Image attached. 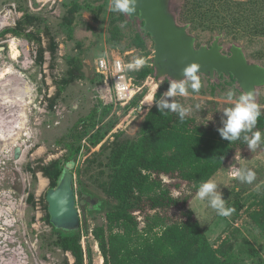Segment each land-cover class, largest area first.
Segmentation results:
<instances>
[{
	"label": "rangeland",
	"instance_id": "1",
	"mask_svg": "<svg viewBox=\"0 0 264 264\" xmlns=\"http://www.w3.org/2000/svg\"><path fill=\"white\" fill-rule=\"evenodd\" d=\"M76 1L89 4L90 9L82 8L69 27L67 7ZM185 1L171 0L175 18ZM109 3L110 0H0V17H8L0 28V264L76 263L72 253L57 242L58 233L50 222L46 192L53 184L46 169L53 160H59L63 168L77 147L80 149L71 168L76 195L82 186V193L95 198V202L84 204L85 211L76 200L80 228L86 227L80 239L83 261L103 264L93 231L105 227L106 220L104 211L94 207L105 197L102 187L107 181L109 147L116 139L138 137L149 106L143 115L130 113L135 104L127 107L102 100L97 91L95 58L121 55L131 62L143 56L145 65H154L149 35L148 55L131 44L135 32H143V21L123 14L124 21L118 22L121 39H109L110 19L122 14L108 11ZM98 8L101 12L97 14ZM259 10L264 14V8ZM187 30L195 37L196 47L210 46L217 37L224 54L229 55L230 47L237 45L249 62L264 66V35H253L248 24L237 35L210 30L205 24ZM11 39L19 44L22 55L12 57ZM9 66L14 72L7 70ZM131 72L141 87L137 96L141 99L147 95L146 102L149 97L162 96L172 81L156 73L149 74L153 80L147 76L140 79L137 71ZM198 77V92L189 88L187 96L173 99L189 108L187 115L197 122L220 126L222 110L243 91L231 75ZM229 89L235 94L231 101L226 95ZM254 98L264 107V86L255 89ZM196 105H200L199 109ZM153 106L154 102L150 108ZM95 134L104 137L92 146ZM261 134L262 142L254 151L247 145L238 149L211 177L226 206L235 209L231 215L218 216L207 201L196 199V193L185 182L172 190L180 203L167 208L166 214L177 218L186 207L192 210L212 249L208 264H264V132ZM241 167L256 173L251 184L234 176V169ZM163 180L177 182L166 175ZM187 196V203H182Z\"/></svg>",
	"mask_w": 264,
	"mask_h": 264
},
{
	"label": "trees",
	"instance_id": "2",
	"mask_svg": "<svg viewBox=\"0 0 264 264\" xmlns=\"http://www.w3.org/2000/svg\"><path fill=\"white\" fill-rule=\"evenodd\" d=\"M82 8L90 6L76 1L67 7L69 27ZM263 8L264 0H186L176 20L189 29L205 24L210 30L232 31L234 35L248 24L253 35H264V14L259 10ZM100 12L98 8L96 13ZM124 19L123 14L110 19V40L121 39L118 22ZM146 38L142 31H136L132 47L146 51ZM136 73L144 79L155 74V67L145 65ZM139 97L127 107L136 105ZM261 113L253 131L263 133L264 107ZM219 127L222 125L199 123L188 115L181 122L176 113L163 114L153 106L143 118L136 139L120 138L112 142L106 159L107 181L102 187L105 197L94 207L104 211L106 220L105 227L93 231L103 264H208L212 249L192 210L186 207L180 217L174 218L166 214V209L179 205L180 199L172 190L179 188L181 182L196 193L202 181L211 179L238 149L247 145L242 139L234 142L222 139ZM103 137L104 134H95L91 145L96 146ZM79 149H75L63 168L59 160L49 164L46 174L53 187L68 164L72 170ZM164 175L177 182H165ZM78 192H83L82 186ZM187 201L188 196L182 199V203ZM81 209L85 211V205ZM82 230L86 227L76 230L53 227L58 233L57 242L72 253L75 264H84Z\"/></svg>",
	"mask_w": 264,
	"mask_h": 264
},
{
	"label": "water",
	"instance_id": "3",
	"mask_svg": "<svg viewBox=\"0 0 264 264\" xmlns=\"http://www.w3.org/2000/svg\"><path fill=\"white\" fill-rule=\"evenodd\" d=\"M170 6L171 0H137L136 12L127 14L130 19L143 21V33L153 41L157 77L179 80L183 78L182 69L195 62L199 65L198 76L231 75L243 92L251 91L255 95V89L264 86V66L249 62L237 45L230 47L229 55L224 54L217 37L210 46L196 47L195 37L185 25L176 21ZM70 166L68 164L63 171L57 185L46 192L47 212L51 224L57 229L76 230L80 227L77 199L81 208L84 200L95 202V198L84 193L76 195Z\"/></svg>",
	"mask_w": 264,
	"mask_h": 264
},
{
	"label": "clouds",
	"instance_id": "4",
	"mask_svg": "<svg viewBox=\"0 0 264 264\" xmlns=\"http://www.w3.org/2000/svg\"><path fill=\"white\" fill-rule=\"evenodd\" d=\"M137 0H110L108 11L118 12L122 14H132L136 12ZM146 64L143 56H137L131 62L126 64V69L129 71H139ZM199 65L195 62L190 63L182 69L183 78L172 80L168 84L167 91L158 99L149 97V108L155 103L160 113L167 112L176 113L181 122L184 121L190 109L175 101L176 96H187L189 88L193 92H198L201 88V81L197 75ZM227 99L233 100L234 92L229 89L227 91ZM171 98V99H169ZM199 109L200 105H196ZM167 110V111H165ZM221 116L222 127L217 128L222 139L229 142L242 139L247 143L250 151H254L262 142V134L260 131H253L257 124L258 118L262 115L260 105L255 101L251 91L242 92L234 101V103L225 107ZM251 133V135H249ZM223 159V157H221ZM234 176L241 182L251 184L256 179V173L247 167L234 169ZM256 190L259 191V185ZM198 201H207L209 207L215 210L218 216L227 217L231 215L235 209L226 206V201L222 193L218 189V184L214 180L202 181L196 192Z\"/></svg>",
	"mask_w": 264,
	"mask_h": 264
},
{
	"label": "built area",
	"instance_id": "5",
	"mask_svg": "<svg viewBox=\"0 0 264 264\" xmlns=\"http://www.w3.org/2000/svg\"><path fill=\"white\" fill-rule=\"evenodd\" d=\"M129 63L120 56L108 58L106 55H98L95 58L94 73L100 78L98 83V95L109 104H117L125 106L137 97V93L141 87L138 88L136 84V77L132 72L126 69V64ZM152 78L151 75L147 76ZM147 95L139 99L136 105H134L130 113L137 112L140 114L147 113L149 106L145 100ZM129 113L128 116L131 114Z\"/></svg>",
	"mask_w": 264,
	"mask_h": 264
},
{
	"label": "bare ground",
	"instance_id": "6",
	"mask_svg": "<svg viewBox=\"0 0 264 264\" xmlns=\"http://www.w3.org/2000/svg\"><path fill=\"white\" fill-rule=\"evenodd\" d=\"M7 20H8V17L7 16H2L0 17V28L5 25L7 23ZM21 43V42H20ZM10 49H11V53H12V57H18L21 54V51L19 49V44L14 40V39H11L10 40ZM28 53V52H27ZM8 71H13V68L12 67H8L7 69ZM24 111V110H23ZM11 203V202H10ZM92 242V241H91ZM97 252V251H96ZM99 260V259H98Z\"/></svg>",
	"mask_w": 264,
	"mask_h": 264
},
{
	"label": "flooded vegetation",
	"instance_id": "7",
	"mask_svg": "<svg viewBox=\"0 0 264 264\" xmlns=\"http://www.w3.org/2000/svg\"><path fill=\"white\" fill-rule=\"evenodd\" d=\"M85 203L89 202L88 200H84Z\"/></svg>",
	"mask_w": 264,
	"mask_h": 264
}]
</instances>
